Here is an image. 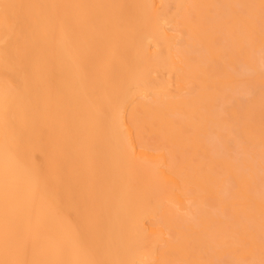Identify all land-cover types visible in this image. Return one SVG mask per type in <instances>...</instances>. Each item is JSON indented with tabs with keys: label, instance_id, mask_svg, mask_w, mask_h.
I'll use <instances>...</instances> for the list:
<instances>
[{
	"label": "bare ground",
	"instance_id": "1",
	"mask_svg": "<svg viewBox=\"0 0 264 264\" xmlns=\"http://www.w3.org/2000/svg\"><path fill=\"white\" fill-rule=\"evenodd\" d=\"M0 264H264V0H0Z\"/></svg>",
	"mask_w": 264,
	"mask_h": 264
}]
</instances>
